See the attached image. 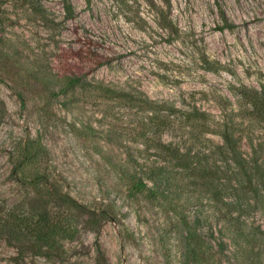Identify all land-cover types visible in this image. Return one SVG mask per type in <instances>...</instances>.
<instances>
[{"label": "rangeland", "instance_id": "1", "mask_svg": "<svg viewBox=\"0 0 264 264\" xmlns=\"http://www.w3.org/2000/svg\"><path fill=\"white\" fill-rule=\"evenodd\" d=\"M259 103L264 0H0V264H258L232 155L264 177ZM193 108L207 129L161 126ZM174 149L193 174L129 195Z\"/></svg>", "mask_w": 264, "mask_h": 264}, {"label": "trees", "instance_id": "2", "mask_svg": "<svg viewBox=\"0 0 264 264\" xmlns=\"http://www.w3.org/2000/svg\"><path fill=\"white\" fill-rule=\"evenodd\" d=\"M64 90H61V92L66 93L65 89H73L75 85L80 83V79L77 76H63L61 80ZM97 88H99L100 91L104 93V97L108 98H114V95L116 92L107 86L104 85H99ZM132 100L133 97H131ZM20 99L23 102V98L20 97ZM135 101V100H134ZM144 104H151L152 102L145 100L143 101ZM136 107H139L137 105H134ZM161 110H169V106H161ZM140 108V107H139ZM256 112V116L259 120L264 122V104L259 103V105H256V107H253ZM184 113H181L180 116H176L174 111L173 112H168L160 114V117L162 118V124L161 126L163 127H171L178 123V128L185 129L187 126H189L190 129L194 128H208L207 124L205 123L206 121V113L199 111L196 108H193L191 111L186 112V117H183ZM182 116V117H181ZM201 120V124L198 123V121ZM155 127V131H159V126H153ZM222 136L227 142L228 146H230L233 149V138L232 135L229 134L228 132L224 131L222 132ZM161 148H170V145H161ZM175 152V158L179 159L178 164L176 166L168 167L167 165H155V163L150 164L145 170H139L138 172L135 171L133 174L134 181L132 184L129 186L128 194L134 196L136 193L141 192L143 189L147 187V181L146 180H151L152 183L156 188H159V186L163 183L171 185V179L173 175L178 174V169H184L187 171L189 175L193 174L191 168L189 167L188 160L185 159L183 155H179L178 149L173 150ZM232 158H234L235 164L238 166V170H242L243 175L247 178L246 183L247 185L242 184V180L239 177L237 178V181L239 183V187L243 190L245 193L244 188L247 189V191H251L255 193L256 195L259 193V190L257 188V182L261 181V184L264 186V177L258 178L257 174L253 171L252 167H249L248 164L249 162L246 159H242L238 153H235L232 155ZM169 169V170H168ZM177 169V170H176ZM186 174V173H185ZM186 174V175H188ZM264 188V187H263ZM264 192V191H263ZM264 196V194H263ZM246 246H251V243L258 244V246L261 248V251L264 252V249L262 250L264 245V238H256L253 234H247L246 238L244 240ZM252 249V246H251ZM258 264H264V257L261 260L259 258Z\"/></svg>", "mask_w": 264, "mask_h": 264}]
</instances>
